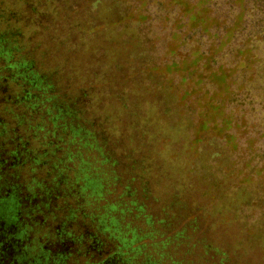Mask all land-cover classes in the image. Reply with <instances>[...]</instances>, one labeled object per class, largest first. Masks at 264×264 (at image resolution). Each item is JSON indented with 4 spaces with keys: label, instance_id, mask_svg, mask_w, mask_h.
I'll return each mask as SVG.
<instances>
[{
    "label": "rangeland",
    "instance_id": "rangeland-1",
    "mask_svg": "<svg viewBox=\"0 0 264 264\" xmlns=\"http://www.w3.org/2000/svg\"><path fill=\"white\" fill-rule=\"evenodd\" d=\"M2 1L28 25L69 2ZM78 1L88 13L66 28L87 27L89 16L113 24L92 23L78 59L39 61L49 79L65 61L78 78L113 81L79 116L84 149L109 160L87 161L101 184L93 213L134 233L138 263L264 264V0ZM130 50L138 83L168 105L163 112L122 84L118 60Z\"/></svg>",
    "mask_w": 264,
    "mask_h": 264
},
{
    "label": "trees",
    "instance_id": "trees-1",
    "mask_svg": "<svg viewBox=\"0 0 264 264\" xmlns=\"http://www.w3.org/2000/svg\"><path fill=\"white\" fill-rule=\"evenodd\" d=\"M15 6L6 8L0 0V264H149L135 261L138 239L133 232L92 208L95 198H101V184L88 172L87 161L109 160L91 156V145L84 149L88 137L81 134L84 121L79 116L90 113L104 95L100 84L113 81L94 75L78 78L63 61L58 77L50 78L59 79L54 86L39 61L48 54L52 60L54 52L78 59L76 45L87 28L94 22L113 23L89 16L87 27L66 28L81 10L88 13L78 0H69L58 15L41 13L30 25ZM135 52L118 60L124 66L121 82L163 112L168 105H160L159 96L136 79L141 65ZM116 62L113 68L120 70ZM109 163L116 165L117 160ZM119 196L129 197L126 189ZM128 204L144 212L135 201ZM172 238L177 241L179 234Z\"/></svg>",
    "mask_w": 264,
    "mask_h": 264
}]
</instances>
